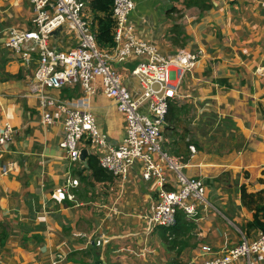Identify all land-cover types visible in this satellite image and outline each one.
<instances>
[{
	"label": "crops",
	"instance_id": "crops-1",
	"mask_svg": "<svg viewBox=\"0 0 264 264\" xmlns=\"http://www.w3.org/2000/svg\"><path fill=\"white\" fill-rule=\"evenodd\" d=\"M207 1L210 6L200 18L199 8L187 9L181 6L183 0H133L128 24L135 39L154 45L163 57L179 49L198 55L194 69L182 75L175 100L187 106L188 116L200 114L196 128L204 131L202 135L220 124L224 139L216 141L217 151L205 148L209 143L198 140L197 130V135L190 131L198 148L190 145L194 153L188 148L186 154L173 157L181 160L186 177L214 186L217 193L237 194V204L246 208L240 198L242 187L259 193L257 198L264 203V0ZM32 19L30 0H0V122L13 128L12 138L0 147V264H200L213 256L200 254L202 246L222 251L237 245L239 232L249 238L262 232L246 227L250 211L243 229L224 218L237 234V240H230L201 214L212 208L208 203L193 221L194 247L178 255L167 251L159 228H150L143 219L155 187L141 181L139 167H130L125 178L82 184L77 176L87 177L86 162L70 163L59 146L65 130L58 105L88 109L98 131L113 146L122 142L125 122L115 102L102 93L98 79L92 96L78 85L45 89L42 94L56 104L43 106L33 91V69L2 45L10 31L33 30ZM179 26L184 27L182 33ZM63 33L51 34L50 41L59 49L70 48L74 39ZM131 56L113 67L121 83L127 79L130 88L124 86L135 93L139 86L130 73L147 56ZM44 110L55 117L52 126L41 124ZM194 119V115L188 119V128ZM237 134L243 140L235 146L232 139ZM168 143L163 141L164 149ZM86 150L87 156L99 158L94 147ZM68 174L79 182L71 189L74 202L64 191ZM251 264H264V253L252 255Z\"/></svg>",
	"mask_w": 264,
	"mask_h": 264
},
{
	"label": "built area",
	"instance_id": "built-area-1",
	"mask_svg": "<svg viewBox=\"0 0 264 264\" xmlns=\"http://www.w3.org/2000/svg\"><path fill=\"white\" fill-rule=\"evenodd\" d=\"M88 0H30L33 6L34 29L25 32L10 31L2 45L14 51L25 66L36 64L33 91L39 95L43 106H55V100L42 94L45 89H61L78 85L87 96L96 92L94 80L100 81L105 97L113 100L125 122L122 142L113 146L96 126L88 109L69 110L59 104L65 130L59 146L65 150L70 163L77 162L80 150L94 147L99 152L101 168L114 179L125 178L132 166L139 167L142 182L153 183L155 196L143 215L150 228H170L175 225L176 211L180 209L185 218L198 221V205L208 206L199 180L186 177L181 160L169 156L162 149V131L170 101L175 100L182 75L194 69L198 55L179 49L174 55L161 56L156 47L135 39L128 19L135 6L133 0H112L113 46L100 49L91 32V12ZM59 27L70 30L74 44L59 49L50 41L51 34ZM147 56L137 63L130 75L138 82L135 93L122 85L113 63L131 55ZM131 58H134L131 56ZM55 117L44 110L43 126H52ZM13 128L8 123L0 127V147L12 138ZM194 153V147L189 146ZM12 164L9 165V167ZM64 191L74 202L71 189L79 186L76 178L68 174ZM264 253V232L249 238L239 232L236 246L215 251L202 246L200 254L213 255L200 264H230L240 258L251 264V256Z\"/></svg>",
	"mask_w": 264,
	"mask_h": 264
},
{
	"label": "trees",
	"instance_id": "trees-1",
	"mask_svg": "<svg viewBox=\"0 0 264 264\" xmlns=\"http://www.w3.org/2000/svg\"><path fill=\"white\" fill-rule=\"evenodd\" d=\"M181 6L185 8L197 7L201 12L207 11L210 3L207 0H183ZM87 11L92 14L91 32L95 35L96 43L100 49H108L113 46L112 38V0H88L86 2ZM180 36V32H175ZM187 106L178 105V100H172L168 104L165 116L164 133L169 141L165 148L168 155L178 157L186 154L190 145L198 148L196 140L191 138L188 128ZM178 130V131H177ZM87 177L78 174L79 181L85 186L91 185L89 180L95 182H105L111 180V175L100 166L99 159L94 155L86 158ZM259 193H248L244 187L241 188L240 198L242 204L251 211L250 221L247 228H258L264 232V203L262 198H257ZM176 222L173 227L159 228L162 242L168 246L167 251H177L180 255L186 247H194L191 240L195 237L196 224L188 221L183 212L178 209L175 216Z\"/></svg>",
	"mask_w": 264,
	"mask_h": 264
},
{
	"label": "rangeland",
	"instance_id": "rangeland-1",
	"mask_svg": "<svg viewBox=\"0 0 264 264\" xmlns=\"http://www.w3.org/2000/svg\"><path fill=\"white\" fill-rule=\"evenodd\" d=\"M26 7H28V6H26ZM200 18H204V11L201 13ZM91 23H92V21H91ZM177 30H179L182 33V31H184V27L179 26V29L177 28ZM71 33L72 32L70 30L65 29L63 35L67 36V35H71ZM173 53L174 52L170 51V54H172V55H174L176 52L174 54ZM16 57L19 59V62L21 64H23V66H25L23 61L21 60V58L18 55H16ZM28 68L33 69V73L35 74L36 69H37V65L31 64L30 66H28ZM126 81H127V79L124 80L122 85H125L127 88H130V86L128 85V82H126ZM182 87L184 88L185 85H183ZM192 114L195 116V119L193 120V122L189 126L190 131L193 134H196V132H197L198 135L197 134L196 135L198 136V140L200 138V140H204V141H207L209 143V146L205 147V148L212 147V148H217V151H220L218 149L220 144L216 142V141L220 142V140L223 141V139H224V137H222L220 135L221 131H222L221 127L219 126L220 124H218L214 129H212L208 132H207V130H209V128L207 127L206 128L207 133L202 135L204 133V131L202 132V131H200V128H196L199 126V125L198 126H196V125L199 122L198 117L200 116V114H197L195 112H192ZM193 115H191V116H193ZM191 116L189 115L188 119ZM3 125H4V123L0 122V127H2ZM214 125H216V124L214 123ZM222 125H224L223 122H222ZM200 127L204 128V126H201V125H200ZM236 132L237 131H235V133ZM162 135H163V141L165 142V140H167V136L165 135V133L163 131H162ZM232 140L235 141V146H237L240 144V142L243 140V138H239V135L237 134V135H235V138ZM231 145H233V144L232 143L228 144V146H231ZM165 146H166V144H165ZM165 152L168 153V149L165 148ZM203 187H204V192H203L204 198L210 204V206L212 208H209L206 210V215H204L203 213H201V214L205 218L210 220L211 223L213 224L214 228L218 229L219 232L225 233L229 237L230 240H232V239L234 241L237 240V234L234 232V228L231 225H229L228 222L224 218L228 219L235 226L243 229L244 228L242 225L243 221L246 219L245 217L250 216V211L237 204V194L231 193V195H227L224 193L225 190H223V192H221V193H217L216 188L210 184H206V186L203 185ZM197 207H198V210L203 208L201 204H199Z\"/></svg>",
	"mask_w": 264,
	"mask_h": 264
},
{
	"label": "water",
	"instance_id": "water-1",
	"mask_svg": "<svg viewBox=\"0 0 264 264\" xmlns=\"http://www.w3.org/2000/svg\"><path fill=\"white\" fill-rule=\"evenodd\" d=\"M194 10H196L198 12V8H194ZM62 29V27H59L56 31H54L52 33V35H58L59 31ZM164 148V146L162 145V149ZM87 150L86 149H81L80 150V156H79V161L83 164H85L86 162V158H87Z\"/></svg>",
	"mask_w": 264,
	"mask_h": 264
},
{
	"label": "clouds",
	"instance_id": "clouds-1",
	"mask_svg": "<svg viewBox=\"0 0 264 264\" xmlns=\"http://www.w3.org/2000/svg\"><path fill=\"white\" fill-rule=\"evenodd\" d=\"M91 14V13H90ZM91 19H92V14H91ZM83 149H85V148H83ZM79 160V159H78Z\"/></svg>",
	"mask_w": 264,
	"mask_h": 264
}]
</instances>
